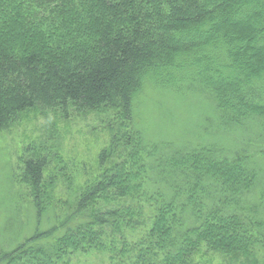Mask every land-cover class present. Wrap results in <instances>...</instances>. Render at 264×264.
Returning <instances> with one entry per match:
<instances>
[{
  "label": "trees",
  "instance_id": "obj_1",
  "mask_svg": "<svg viewBox=\"0 0 264 264\" xmlns=\"http://www.w3.org/2000/svg\"><path fill=\"white\" fill-rule=\"evenodd\" d=\"M146 87L197 105L177 139L135 123ZM32 109L115 111L126 129L66 216L48 155L24 149L0 196V264L91 251L116 264H264V0H0V131ZM16 185L29 188L27 223Z\"/></svg>",
  "mask_w": 264,
  "mask_h": 264
},
{
  "label": "rangeland",
  "instance_id": "obj_2",
  "mask_svg": "<svg viewBox=\"0 0 264 264\" xmlns=\"http://www.w3.org/2000/svg\"><path fill=\"white\" fill-rule=\"evenodd\" d=\"M135 110V123L145 131L150 140L156 139L155 135L177 139L180 135L178 131L190 126L200 114L192 100L173 99L172 95H168L161 101L157 92L148 87L139 94ZM170 110L175 114L174 117H169ZM115 113L110 111L99 114L89 111L64 118L54 111L32 109L21 114L15 124L0 131V196L4 188L8 189L11 175L20 177L24 149L35 146L44 155H48L50 161L45 174L47 178L53 176L56 182L54 196L60 204L55 206L57 214L66 216L71 213L75 208V205L70 207V204H75L74 194L94 183L104 167L115 160L113 157L100 161V154L110 144L112 137L122 135L126 129V122H120ZM67 181L73 183L74 193L68 190ZM15 190L18 215L21 214V218L27 223L32 217L29 188L26 185H16ZM4 214L0 210V245L11 237L10 229L3 227L7 223ZM44 225L46 227L47 223ZM212 262L230 264V260L221 255H215ZM70 264L116 263L110 261L104 253L91 251L77 252Z\"/></svg>",
  "mask_w": 264,
  "mask_h": 264
}]
</instances>
